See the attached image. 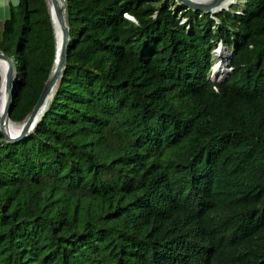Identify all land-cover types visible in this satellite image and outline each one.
<instances>
[{"label": "trees", "instance_id": "1", "mask_svg": "<svg viewBox=\"0 0 264 264\" xmlns=\"http://www.w3.org/2000/svg\"><path fill=\"white\" fill-rule=\"evenodd\" d=\"M241 5L65 0L52 97L0 131V264H264V0ZM0 48L19 119L52 57L44 0L8 2Z\"/></svg>", "mask_w": 264, "mask_h": 264}, {"label": "water", "instance_id": "2", "mask_svg": "<svg viewBox=\"0 0 264 264\" xmlns=\"http://www.w3.org/2000/svg\"><path fill=\"white\" fill-rule=\"evenodd\" d=\"M48 12V18L51 26L53 38L52 57L38 90L37 96L30 108L19 119H12L8 115L9 104L13 93L16 71L11 59L0 48V58L5 61L4 68L0 73V84L5 88V101L3 104L2 114L0 116V131L5 140H15L26 134L36 121L40 118L46 109L49 100L55 90V86L60 75L64 63L65 48L68 40V24L64 12L65 0H44ZM176 4H182L191 10L198 9L200 11L217 10L221 7L226 8L223 4L224 0H173ZM235 11V10H234ZM135 20L134 18H132ZM221 43V40H219ZM4 120L19 121L18 128L15 133L5 130L2 124Z\"/></svg>", "mask_w": 264, "mask_h": 264}, {"label": "bare ground", "instance_id": "3", "mask_svg": "<svg viewBox=\"0 0 264 264\" xmlns=\"http://www.w3.org/2000/svg\"><path fill=\"white\" fill-rule=\"evenodd\" d=\"M239 2H240L239 0H224L222 5H224L225 7H228L230 4H233V5H237L238 6L239 5ZM212 11H214V10H211V12ZM218 46H219V48H217L216 50H218V52H219L218 55H219V58L220 59H219L218 64L215 67H213V69H216L217 72H218V66L220 64L222 66V62H223V66L225 65L224 64V60L228 56V50H227V48H225V46H223L221 44L217 45L216 47H218ZM213 50H215V49L213 48ZM226 62H227V60H226ZM4 64H5V61L2 58H0V73L2 72V70L4 68ZM221 73L222 72H220L219 75ZM223 75H224V73H223ZM3 88L4 87L2 86V84H0V116L2 114L3 104H4V101H5V94L3 96ZM2 124H3V127H4L5 130H8L10 133H15L16 130H17V128H18L19 121L18 120L17 121L4 120V121H2ZM13 128H14V130L12 131Z\"/></svg>", "mask_w": 264, "mask_h": 264}, {"label": "built area", "instance_id": "4", "mask_svg": "<svg viewBox=\"0 0 264 264\" xmlns=\"http://www.w3.org/2000/svg\"><path fill=\"white\" fill-rule=\"evenodd\" d=\"M7 1V0H6ZM170 8H172V6H170ZM123 14L124 15H126V16H128V17H132L129 13H127L126 11H123ZM186 18V15H182V14H178V20L179 21H183L184 19ZM216 46H217V43L212 47V50H211V62H210V64H209V66L211 65V67H210V69H209V72L208 73H212L214 76H219V75H215V72L217 73V71H216V69H213V67H215L217 64H218V62H219V52H218V50H216ZM213 48L215 49V50H213ZM221 67V64L218 66V69ZM229 68H230V66H229ZM228 68V69H229ZM227 69V70H228ZM227 70H225V72L227 71Z\"/></svg>", "mask_w": 264, "mask_h": 264}, {"label": "rangeland", "instance_id": "5", "mask_svg": "<svg viewBox=\"0 0 264 264\" xmlns=\"http://www.w3.org/2000/svg\"><path fill=\"white\" fill-rule=\"evenodd\" d=\"M240 2H239V5H238V7L235 9V11H241V8H242V5H241V3H242V0H239ZM8 2H11V3H13V2H15V0H9V1H7V4H8ZM3 6L4 5H2L1 6V8H0V18H2V8H3ZM6 9H7V7H6ZM234 11V10H233ZM132 18V17H131ZM215 43H217V41H215ZM218 44V43H217ZM217 48H219V46L218 47H216V49ZM225 48H227V50H228V53H230V48L229 47H226L225 46ZM228 57V56H227ZM210 59H211V54H210ZM226 60H227V58L224 60V66H223V62H222V66L218 69V72H222V73H224L225 72V70H227L228 68H229V63H228V61L226 62ZM210 67H211V65L209 66V68H208V72H209V69H210ZM223 67V68H222ZM209 75H210V73H208ZM223 75V74H222ZM212 78H219V76H214V75H210ZM4 94H5V88H3V96H4ZM14 130V128L12 129V131Z\"/></svg>", "mask_w": 264, "mask_h": 264}, {"label": "clouds", "instance_id": "6", "mask_svg": "<svg viewBox=\"0 0 264 264\" xmlns=\"http://www.w3.org/2000/svg\"><path fill=\"white\" fill-rule=\"evenodd\" d=\"M219 40H221V39H216V40H214V42L212 43V45H211V47H210V54H211V50H212V47L216 44L215 43V41H217V45H219V44H221V45H224V46H226V47H229L230 48V53H228V57H227V61H228V63H229V66H230V68L226 71V72H224V75H222L223 73H221L220 75H219V73L220 72H215V75H219V78H212L210 75H212L211 73H210V75L208 74V68H209V64H210V62H211V59H210V61H209V64H208V67H207V70H206V76L209 78V79H212V80H215V79H221L222 77H224V76H226L227 75V73H228V71L231 69V64H230V56H231V53H232V47H230V46H227L226 44H224L223 42H222V40H221V43H220V41Z\"/></svg>", "mask_w": 264, "mask_h": 264}, {"label": "crops", "instance_id": "7", "mask_svg": "<svg viewBox=\"0 0 264 264\" xmlns=\"http://www.w3.org/2000/svg\"><path fill=\"white\" fill-rule=\"evenodd\" d=\"M7 1H9V0H7ZM7 1L6 0H0V8H1L2 5H4L3 8H2V11H3L2 12L3 13L2 14V17L3 16H6V14H7V9H6V7H7Z\"/></svg>", "mask_w": 264, "mask_h": 264}]
</instances>
